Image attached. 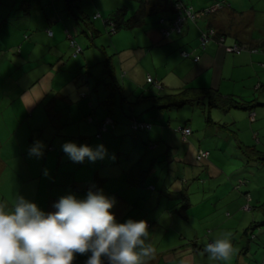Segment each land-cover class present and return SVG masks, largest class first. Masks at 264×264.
<instances>
[{"label":"crops","instance_id":"0c3cea01","mask_svg":"<svg viewBox=\"0 0 264 264\" xmlns=\"http://www.w3.org/2000/svg\"><path fill=\"white\" fill-rule=\"evenodd\" d=\"M244 1L248 2L242 0V3ZM72 2L75 5L72 7H76L77 12L89 21L95 32L94 36L104 32V29L108 32L106 21L118 10L123 11V18L127 20L144 4L146 17L142 26L121 31L128 33L127 36L132 35L133 44L118 53L117 68L113 65L116 79L119 69L121 78L125 80L118 83L123 96L129 101H133L146 89L147 77L159 81L165 90L172 92L185 88H212L224 97L232 96L243 100H250L254 96L249 93L250 89L259 90L263 87L259 78L260 71L264 68L263 39H253L252 36L247 39L239 32L246 16L240 11L242 5L231 3L229 8L235 7L234 11L223 8L215 15L214 25L223 28L225 41H209L202 48L201 42H198L201 33L198 24L186 22L180 35L175 32L164 35L161 31L176 19L173 3L179 2L201 10L211 6L215 0ZM74 12L78 14L75 9ZM232 19L239 24L238 28H235ZM79 28L69 15L65 0H0V200L7 199L11 202L17 195H21L47 213L55 211L52 206L62 196L73 194L83 199L89 190H102L106 196L115 198L116 204L112 211L118 222L123 223L129 217L139 221L135 219L136 215L138 212L142 214V219L149 224L146 243L155 249L154 257L148 260V264L154 261V264H161L168 251L182 245L181 241L167 249L160 248L163 238L155 235L159 232L158 224L162 217L165 218L168 214L174 218L172 212H176L175 208L180 207L182 200L181 190L171 185L173 181L167 183L164 178L157 177L159 173L153 172L154 168L160 167V158L165 159V154L167 156L178 152L173 144L175 134H169L166 138V128L163 125L156 126V130L143 133V137L139 138L145 142L144 156H141L139 149L134 148L136 142L129 146L135 157L131 159V156L123 163L120 160L121 151L117 155L108 154L110 143L117 144L118 150L123 148L126 136L131 134L127 126L130 122L120 121L115 117L120 122L116 123V130L105 132L103 143L99 142L101 137H96L97 126L106 115V111L100 106L105 91L95 87L100 80L98 76L93 78L94 82L90 80L91 68L83 67L86 65L85 60H80L79 56L74 60L69 58L71 50L65 42L66 39L74 41L73 38L80 40L76 36L85 33L82 28L79 32ZM94 36H91L92 40ZM111 36L118 38L119 34L116 32ZM91 38L89 37L90 40ZM235 44L245 49L236 54L227 53L226 47ZM221 45L226 46L225 52ZM71 48L74 49L72 46ZM115 49L116 45L113 44L112 50ZM177 53L178 59H182L180 54L184 53L192 62L183 64L187 69L181 74L177 71L178 64L171 63ZM133 56L141 57L138 66L146 59L151 68L142 71L134 66L136 61H133V65L129 64L128 61ZM81 57H84L82 53ZM85 71L88 90L79 80V76ZM83 94L86 96L82 98ZM113 102V110L117 116L119 112L141 116L148 107V104L134 106L130 102L121 103L120 100L118 103L116 96ZM127 108H130L129 111ZM153 115L151 113L150 116ZM251 115L256 116L257 112L253 111ZM162 117L159 114L158 120ZM143 118L147 120L148 117L145 115ZM146 122L150 123L148 120ZM86 123L90 125V131L85 128ZM214 133L211 135L218 134L216 131ZM71 141L78 142V146L88 145L93 149L103 145L106 155L95 162L87 158L82 163L64 161L66 153L62 146ZM37 142L43 145V154L39 157L29 154ZM188 151L191 161L186 159ZM186 152L183 157L184 165L192 166L205 162L203 159L198 161V153L208 151L191 145L187 146ZM209 158L210 154L207 160ZM211 215L213 216V212ZM244 219L246 218L243 216L241 221ZM187 222L180 217L172 221L178 231L172 229L179 233L181 240L182 223ZM244 222L246 224L247 219ZM212 228L210 226L211 230ZM175 231H171V234L176 233ZM173 238L176 241V235Z\"/></svg>","mask_w":264,"mask_h":264},{"label":"rangeland","instance_id":"374dc122","mask_svg":"<svg viewBox=\"0 0 264 264\" xmlns=\"http://www.w3.org/2000/svg\"><path fill=\"white\" fill-rule=\"evenodd\" d=\"M227 1L228 4L234 3L235 5H242L240 11H243L244 15H246L243 26L239 30L242 36L244 35L243 37L247 39H249L250 36H252L253 39L262 37L261 40H264V0H247L248 2L244 1L243 3L242 0H233V2L230 0ZM235 1H237V3H235ZM234 8L235 7H233L232 10H234ZM249 15L251 17H249ZM231 21L235 24V28L239 27V24H237L234 19ZM197 22L202 23V25L206 23L201 16ZM80 31L81 29L79 32ZM117 34H119V37L114 38V36L109 35L107 31L105 32L104 29V32L101 31L92 41L87 36L78 34L76 37L84 42L76 40L75 38L73 39L76 45L82 48V55H84V57H81V54H76L77 56H74L75 50L71 48L70 41L67 39L65 41L67 47H70L71 50L69 58L74 60L75 57L79 56L78 58L80 60H85L86 65L83 67L91 68L90 80L93 82L95 76L99 77L100 80L95 87L100 88L98 89L100 91L104 89L103 79H105L106 75L104 68L105 61L108 60V63L111 61V65H115L117 68L116 62H118V53L123 50L124 47L127 49L129 44H133L132 35L127 36L128 33L121 31L117 32ZM198 42H201L200 38ZM113 44L116 45L117 48L114 51L112 50ZM221 47L225 52V46L221 45ZM140 58L141 57L133 56L128 63L133 65V61H136V64H134L136 68H141L142 71L150 69L151 65L148 64V60L146 59H142L143 61L141 60L142 63L140 66L137 65ZM171 63L174 65L178 64L177 71L180 74L187 69L184 68L183 64H192L191 60L188 58L178 59V53L174 56L173 60H171ZM130 68H133V66H130ZM259 78L261 79V85L263 87L259 90L250 89L251 91H249V93L254 95L250 97V100L255 99L256 103L264 105V68L260 71ZM117 80L120 84L121 80L125 81L121 78L119 69L117 70ZM106 91L107 93L109 92V90ZM92 92L91 89L90 93ZM105 96L106 95H104L102 99ZM116 100L119 103L120 95L117 92ZM254 111L255 113L257 112V115L254 116L253 122L249 121L248 117L251 114L248 112L231 110L228 113H222L216 109L207 111L205 104L197 107L185 106L181 109L157 112L163 117L154 124L157 126L163 125L166 128V138L169 137V134H175L173 144L177 147L178 152H172L167 156L165 154V159H159L160 167L154 168L153 172L159 173L157 177L164 178L167 183L173 181L171 185L175 186L176 189H180L182 192V204L189 203L191 206V208L185 211L188 222L187 224L182 223V240L179 233L176 232L178 228L172 225V221L179 218L178 210L180 207L175 208L177 212H172L174 218L169 217L167 214L165 218L162 217L163 219H161L158 224L159 232H156L155 235L162 236L163 238V245H161L160 248L166 247L165 249H167L168 246L174 243H180L181 241L182 245H185V248L182 247L178 253L165 256V259L168 257L178 259L171 264H264V226L255 229V241L245 242L241 239L242 230L248 227L245 226L246 224L244 221L246 219L248 220V225L252 215L257 224L261 225L264 223V210L259 208L264 203V106L258 107ZM208 113L214 124L228 126L229 132H223L222 130H220V132L217 127L215 128L213 126H209L208 128V124L206 123V115ZM125 115L126 114L119 112V119L128 122V118H125ZM185 125H188L192 132L191 136L188 138V143L187 141L182 142L180 134L178 133V129ZM85 128L88 129V131L91 130L88 123H86ZM153 129L156 130V126H154ZM215 131L218 132V134L212 136L215 134ZM143 135V133H138L136 135L133 134V136L132 134L126 136L125 140L127 141H124L121 150L116 148L117 144L110 143L108 154L117 155L118 151H121L122 155L120 160L123 163L129 160L131 156V159L135 157V154L130 152L129 146L132 145L133 142H136L134 148L139 149L138 151H140L141 156H144L146 153V148L144 147L145 142L139 139L140 137L142 138ZM104 139L103 133L99 139L100 141H98L103 143ZM166 141L165 145L168 143V140ZM71 142L78 146V142ZM191 145H194L196 149L201 148L208 151L210 158L200 164L196 163V165L185 166L183 157L187 146L189 147ZM237 146L242 147L243 150H245L246 147H251L253 153L248 152V154H244ZM186 159L191 161L189 158V151L186 152ZM63 160L72 164L74 163L67 154L63 156ZM207 197L210 199H207ZM243 205L244 207L248 206L250 210L244 212L242 210ZM212 212L213 216L211 215V219L210 214H212ZM257 215L259 218H257ZM243 216L246 219L241 221ZM130 218L132 219L134 217H129L128 219ZM116 219L119 221L118 218ZM135 219L144 220L140 212L137 213ZM211 222L213 223L211 224ZM210 226L213 227L212 230ZM172 228L176 229V231ZM167 231L169 234H171V231H175L176 233L169 235L166 233ZM226 232L232 234L231 241L236 249L235 254L229 261H210L208 259V254L204 251L206 242L208 243V239H206L207 234L210 233L208 238L214 240L215 238L221 237ZM174 235H176V241L173 238ZM190 241L196 244H190ZM248 245L250 250L246 251V254H244L243 248L247 249ZM195 248L200 249L201 252H196ZM192 249L193 251L191 252ZM87 258V255H78L75 264H85ZM154 262L151 264H154ZM160 262L161 259L158 260V263ZM165 262L162 260L161 264H167Z\"/></svg>","mask_w":264,"mask_h":264},{"label":"clouds","instance_id":"9594fccd","mask_svg":"<svg viewBox=\"0 0 264 264\" xmlns=\"http://www.w3.org/2000/svg\"><path fill=\"white\" fill-rule=\"evenodd\" d=\"M42 147L37 142L29 154L42 156ZM62 148L77 163L106 155L103 145L93 149L68 142ZM115 204L102 190H89L83 199L62 196L52 206L55 211L47 213L21 195L0 200V264H75L78 255L88 256L85 264H148L155 249L146 243L147 221L118 222ZM231 235L206 243L210 261L231 259L236 252Z\"/></svg>","mask_w":264,"mask_h":264},{"label":"trees","instance_id":"16d2710c","mask_svg":"<svg viewBox=\"0 0 264 264\" xmlns=\"http://www.w3.org/2000/svg\"><path fill=\"white\" fill-rule=\"evenodd\" d=\"M65 3H66L67 11L69 12V15L73 17L76 24L84 30L85 36L88 35V38L89 37L91 38V36L93 38L95 32L92 29L87 18H85L82 14L78 13L77 12L78 9H76V7L74 8L72 7V6H75L72 0H65ZM172 7L174 10L173 12L175 13L176 19L178 16H181V19H182V28L180 32H175V33L180 35L183 32V29L185 28L186 22H189L194 25L195 24L200 25L201 33H200L199 38L201 40L202 48H204L205 45L209 41H214L217 43H224L225 41V37L223 35L224 30L222 27H216V25H214L213 18L223 8L230 10V11L232 10L231 8H229V4L227 3V0H215V2L211 6L205 9H201V10L194 9L191 6H184L179 2L173 3ZM176 7H181V9L177 11ZM74 9L76 10L78 14H75ZM188 9H190V14H191L190 16H188L185 13V11ZM200 16L206 21V23H204L205 25H202V23L197 22ZM123 17H124L123 11L118 10L112 17H110V19L106 21V26L109 27L108 29L109 35H112L118 31L133 30V29L141 27L146 17V13L144 11V4L141 5L138 8V10L134 13V15L130 17L129 19L124 20ZM174 22L175 21L171 22V24H168L169 27H166L165 29L170 30ZM172 32L173 31L171 30L168 31V33H172ZM95 37L96 35L94 36V38ZM92 38H91V41H92ZM202 39H205L207 41V43L204 46H202ZM71 43H73V46L72 45L71 46L75 49V56L76 54H79V53L81 54L82 53L81 48L77 47L74 41H71L70 44ZM261 44H262V48H264V40H262ZM235 46H237L240 49V51L242 49H245L244 47L238 44H235ZM77 49L80 50L79 53H77ZM181 54L180 56L182 58H189L187 55L186 57H183ZM104 68H105L106 75H105V79H103V86H104V91H105L104 95L106 96L101 100L100 106L106 111V115H105V118L102 119L101 122H99L97 126L96 137L98 139L101 137L103 133L107 132L108 130H113V131L116 130L115 129L116 123L119 122L115 120V117L116 118L118 117L119 119V116H117L113 110V107H114L113 99H114V96H116V92L120 95L121 103L126 102L129 104L130 102V105H134V106L148 104L147 109L142 113L144 116L143 115L141 116L140 115L139 116L125 115L126 116L125 118H128V122H130V124L129 125L127 124V126L129 127V130L131 131L132 136L133 134L136 135L138 133L150 132L154 126H157L154 124L159 119V114L157 112H163L165 110L181 109L185 106H190V107L196 106L197 107L199 105L205 104L207 111L216 109L222 113H228L231 110H239V111H244V112H248L249 114H251L256 108L264 106V105L256 103L255 99L243 100V99L235 98L232 96L224 97L217 90L212 89V88H208V89L185 88V89H182L176 92L168 91L163 88V86L160 84L159 81L154 80L152 77L146 78V85H147L146 89H143L139 93V95L135 99H133V101H129L128 98L125 99V97L122 94V91H121L122 88L120 84L118 83V80L115 77V72H114L113 66L111 65V61L109 63H108V60L105 61ZM86 75H87V72L82 73V75L79 76V80L82 82V85H84L85 87H87V84H88ZM148 79L151 80V83L147 82ZM156 84H159L161 88L160 89L156 88ZM106 90H109V92L107 93ZM85 96L86 95L83 94L81 97L83 98ZM129 109L127 108V111H129ZM154 111H157V112L155 113ZM151 113H153L154 115L150 116ZM122 114H125V113H122ZM145 115L148 117L147 120L150 123L146 122L147 120H144L143 117H145ZM141 117L143 119H141ZM249 120L250 122H253L254 116L250 115ZM206 123L208 124V127L213 126L215 128L217 127L219 131L222 130L223 132L224 131L229 132L227 128L228 126H221L219 124H214L210 119L209 113L206 115ZM185 128L190 129L186 125L178 129V133L180 134V138L182 139V141H187L189 136L191 135L190 134L188 137L183 139V136L181 135V130ZM237 147L239 150L243 151L244 154H248V152L253 153L252 151L253 149H251V147H246L245 150H243V148L240 146H237ZM198 156H199V153H198ZM207 158L208 156L206 158H200V159L198 158V161L202 159L207 160ZM76 190H79V189H76ZM189 207H190L189 203L182 204V200H181L180 209L178 210V216L184 222H187L185 211L188 210ZM259 208L264 210V203ZM242 210L245 212V211H249L250 208L248 206L244 207L243 205ZM257 218H259V216ZM245 226H248V227H245L242 230L241 239L242 241H245V242H250V241L253 242L256 239V236L254 235L255 229L260 228V227L262 228V226H264V223L261 225L257 224L255 222V218L252 215L249 225H248V220H247V223ZM208 236H210V233L207 234L206 239H208V243H211L213 240L211 238H208ZM189 243L196 244L195 242H192V241H190ZM249 245L247 249L243 248L244 254H246V251L250 250ZM181 247L185 248V245L178 246L177 249L176 248L171 249L170 251H168L166 255H170L172 253L174 254L178 253V251L182 249ZM193 249L191 250V252L193 251ZM195 251L201 252V250L198 248H195ZM163 260L166 261L165 263L171 264L172 262L177 261L178 259L169 258V257L165 259L164 257Z\"/></svg>","mask_w":264,"mask_h":264},{"label":"built area","instance_id":"2783aa9c","mask_svg":"<svg viewBox=\"0 0 264 264\" xmlns=\"http://www.w3.org/2000/svg\"><path fill=\"white\" fill-rule=\"evenodd\" d=\"M177 11H179L181 9V7H176ZM185 13L190 16V9L186 10ZM182 28V19H181V16H178L177 19L175 20V22L173 23V25L171 26L170 30L173 31V32H180ZM168 29H165V30H162L161 32H163L164 35H167L168 34V31H170ZM207 43V41L205 39H202V46H204L205 44ZM71 45L73 46V43H71ZM79 49H77V53H79ZM226 52L227 53H232V54H236V53H239L240 52V49L237 47V46H230V47H227L226 48ZM183 57H186L185 54H181ZM147 82L151 83V80L148 79ZM156 88L160 89V85L159 84H156ZM148 129V128H147ZM191 134V131L190 129H182L181 130V135L183 136V139L188 137L189 135ZM208 156L207 153H199V156L198 158H206Z\"/></svg>","mask_w":264,"mask_h":264}]
</instances>
